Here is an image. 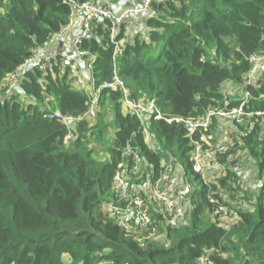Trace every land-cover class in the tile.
Wrapping results in <instances>:
<instances>
[{"label": "trees", "instance_id": "obj_1", "mask_svg": "<svg viewBox=\"0 0 264 264\" xmlns=\"http://www.w3.org/2000/svg\"><path fill=\"white\" fill-rule=\"evenodd\" d=\"M84 1L0 0V264H199L206 249L207 263L264 264L261 116H249L240 124L212 119L207 137L214 143L213 133L220 127L225 131L228 147L219 160L227 164L228 175L208 185L193 172V144L185 129L149 118V132L160 145L153 152L120 90L102 88L96 116L71 123L73 138L64 143L67 125L45 115L59 111L81 116L90 98L56 53L46 69L32 61L7 93L10 74L59 32L71 10ZM142 19L144 32L124 43L127 30L119 26L115 57L110 22H95L94 35L80 48L96 55L97 86L112 79L116 66L130 99L153 100L165 114L201 116L222 104L233 86L249 91L247 110H264V72L251 84L241 79L251 67L249 56L264 50V0H164L153 2ZM79 72L89 79L81 66ZM228 96L230 106L240 102ZM108 110L113 112L110 124L101 120ZM108 126H113L109 158L98 161L87 139L102 140ZM126 145L155 172L161 162H174L191 186L182 220L165 223L153 204L152 221L144 228L138 219L107 212L110 202L124 204L114 184L122 159L131 181L149 174L130 171L131 157L123 158ZM231 176L238 182L234 188L227 184ZM252 185L255 192L249 190ZM218 188L229 192L230 201L219 197ZM210 192L231 209L229 229L219 225L214 214L218 204L209 202ZM241 203L244 207L237 209Z\"/></svg>", "mask_w": 264, "mask_h": 264}, {"label": "built area", "instance_id": "obj_2", "mask_svg": "<svg viewBox=\"0 0 264 264\" xmlns=\"http://www.w3.org/2000/svg\"><path fill=\"white\" fill-rule=\"evenodd\" d=\"M70 3L72 0H65ZM164 0H133L134 4L120 10L119 13L114 12L107 4L97 0H86L77 4L68 16V21L60 29L59 32L51 35L37 48L32 57L27 59L23 64L10 74L7 78L6 91L9 93L15 86L18 76L32 61H40L42 69H46L47 63L51 59V53L47 50L51 45L56 46V54H58L62 63L68 64L70 75L74 77L78 86L83 87L86 94L90 98V104L87 111L81 116H65L59 111L48 113L45 115L48 119L60 120L67 125L68 133L64 137V143L73 138L70 124L87 117H95L99 104L100 90L108 88L112 91L120 90L123 94V102L131 113L135 114L140 122L139 131L143 136L144 143L153 152L160 150V145L154 136L149 132L147 120L153 119L156 121H164L168 124L181 125L186 132V136L193 144V150L190 153L192 160V169L195 174H198L200 179L205 184H218L219 180L227 177V164L221 163L219 157L226 151L228 144L223 137L225 131L222 127L213 133V137L220 136L221 139L212 142L207 137L212 119L214 117L220 119H233L236 123H243L245 119L252 115L261 116L264 121V110H247L246 103L250 97L249 91H240V102L237 105L230 106V98L228 94H224L222 104L214 106L205 111L198 117H184L179 115L165 114L153 100H138L134 101L129 98V92L125 87L124 81L118 76L116 66H114L112 79L104 81L97 86L93 78L94 62L96 60L95 53L87 49H81L80 45L83 41L90 39L94 35V24L97 21L106 19L110 22L109 39L114 45L113 57H115L120 44L116 39L119 32V26L123 25L127 30L130 21L133 18H146L152 9L153 2H162ZM79 11L82 16V26L80 32L69 40V33L74 26V18L76 12ZM81 58H84L83 69L89 74V79H85L79 72ZM250 69L242 73L241 79L244 84H251L255 78L264 72V50L254 52L249 56ZM229 90V88L227 89ZM199 135V136H197ZM233 139V136L230 137ZM131 157V170L133 173H141L148 171L147 178H142L137 182L131 181V175L125 171V160L122 159L117 164V169L114 175V184L118 192L119 201L124 204L120 205L110 202L106 208L107 212L113 217H132L138 219L141 227H147L151 220V206H156L157 211L162 215L165 223L173 225L177 221L182 220L185 216V199L191 193V186L185 182L177 173V168L174 162H161L157 172L154 167L148 162H143L142 157L129 145L123 152L125 156ZM234 157L230 158V162ZM239 161H235L237 166ZM241 176L245 175V171L241 170ZM237 181L233 176L228 179V185L232 188L236 187ZM219 197L229 200V192L221 188L217 189ZM208 200L211 204L216 205L214 214L217 215L218 223L224 229H229V215L231 209L222 205L218 198L208 194ZM264 200V197H263ZM230 201V200H229ZM237 209H242L244 204L235 206ZM232 212V211H231ZM210 250H205L204 254L198 258L199 264H205ZM207 264H214L211 261Z\"/></svg>", "mask_w": 264, "mask_h": 264}, {"label": "crops", "instance_id": "obj_3", "mask_svg": "<svg viewBox=\"0 0 264 264\" xmlns=\"http://www.w3.org/2000/svg\"><path fill=\"white\" fill-rule=\"evenodd\" d=\"M100 2H105V4H107L114 12L119 13L121 9L131 6L134 4L133 0H97ZM144 19L142 18H133L130 21L129 27L127 29L126 32V38H123L121 40L122 43H124L125 41L129 40L132 36H134L137 32H144V30L146 29V27H144L145 25H143V21ZM81 26H82V16L81 13L79 11L76 12L75 14V18H74V26L72 27V29L70 30L69 33V40L71 41L75 35H77L80 30H81ZM48 52L51 53V56H54L55 51H56V47L54 45H51L50 48L47 50ZM80 66L81 68H83V63H85L86 60H80ZM232 90H234L233 88H231ZM241 91V88L239 89V92ZM239 92H237V95H234L235 92H231V96L232 97H239Z\"/></svg>", "mask_w": 264, "mask_h": 264}, {"label": "rangeland", "instance_id": "obj_4", "mask_svg": "<svg viewBox=\"0 0 264 264\" xmlns=\"http://www.w3.org/2000/svg\"><path fill=\"white\" fill-rule=\"evenodd\" d=\"M231 88H233L234 90H232ZM239 89L240 87L239 86H233V87H230L229 90L227 91L229 95H231V92H235L234 95L238 96L237 95V92H239ZM110 110L108 111H105V115L103 117L102 122L103 123H107V124H110V121L112 120V117H113V112H109ZM98 122V120L96 121ZM113 134V126H108L107 129H105L104 131V135H103V139L102 140H97L95 137L93 136H90L88 139H87V147L88 148H92V156L98 160V161H105L106 159L109 158V151L107 149V145L108 143L110 142V138ZM218 138V140H217ZM217 141H219L220 136L216 137L215 138ZM181 177V176H180ZM193 183V181H192ZM253 184V183H252ZM256 184V183H255ZM193 185H195L193 183ZM249 190L251 191H256V189H254V186L252 185ZM251 200V199H250ZM152 238H161L163 239V235H153L151 236Z\"/></svg>", "mask_w": 264, "mask_h": 264}]
</instances>
